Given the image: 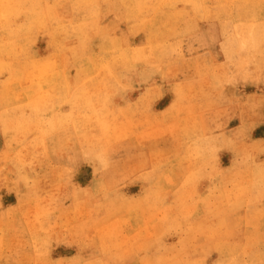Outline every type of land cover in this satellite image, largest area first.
<instances>
[{"label":"rangeland","instance_id":"1","mask_svg":"<svg viewBox=\"0 0 264 264\" xmlns=\"http://www.w3.org/2000/svg\"><path fill=\"white\" fill-rule=\"evenodd\" d=\"M212 16L150 44L143 77L131 65L87 85L66 122L54 79L2 89L20 100L0 97V264L264 259V56L248 58ZM131 24L134 43L142 22Z\"/></svg>","mask_w":264,"mask_h":264},{"label":"bare ground","instance_id":"2","mask_svg":"<svg viewBox=\"0 0 264 264\" xmlns=\"http://www.w3.org/2000/svg\"><path fill=\"white\" fill-rule=\"evenodd\" d=\"M0 3L19 6L8 10L7 17L0 15V71L7 72L0 81V97L4 98L9 94L20 100L18 93L6 94L2 89L11 90L15 83L25 80L45 85L49 79H54L58 84L55 91L64 97V122L71 119L69 108L72 109L74 101L86 90L87 85L114 82L116 74L131 65L141 67L140 77H143L144 58L146 57L147 63L155 55L149 52L148 46L158 41H179L189 33L196 32L202 27V19L212 16V3L217 5L214 12L218 16L212 17L221 18L223 23L220 30L232 26L238 37L235 44L239 43L244 47L242 51L247 49L248 58H253L255 52L264 56V25L260 19L264 15V0H136L131 3L128 0H0ZM246 3L249 9L242 6ZM240 18H253V21L258 18L259 22L243 24L244 21L241 23ZM137 20L142 22L139 33L134 38V43L133 40L129 42L131 35L123 32V29ZM229 30L230 27L227 32ZM95 35L99 42L93 41ZM233 46L231 44L228 48L232 49ZM237 48L240 47L236 45L234 49ZM40 54H43V58ZM225 54L230 55L227 52ZM243 55H240L241 58ZM21 60L28 62V68L19 69L22 67ZM156 62L160 63L157 59ZM50 64L52 66L49 70L47 66ZM102 76L104 81L100 79ZM32 95L33 93L27 98L24 95L27 103ZM6 119L4 114V121ZM80 122L79 120L77 125L81 128ZM257 213L260 214L259 211ZM240 215V220L244 221L246 218L248 222L251 221L247 219L248 215L244 217L242 212Z\"/></svg>","mask_w":264,"mask_h":264},{"label":"snow or ice","instance_id":"3","mask_svg":"<svg viewBox=\"0 0 264 264\" xmlns=\"http://www.w3.org/2000/svg\"><path fill=\"white\" fill-rule=\"evenodd\" d=\"M15 7H19L18 5H13L10 3H0V15H3L5 17H7L8 15V10L15 8ZM260 264H264V259H262L260 261Z\"/></svg>","mask_w":264,"mask_h":264}]
</instances>
